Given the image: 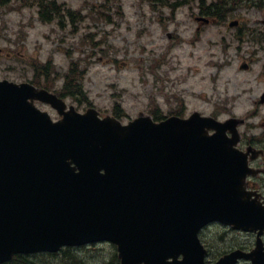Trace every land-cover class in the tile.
<instances>
[{"label": "water", "instance_id": "water-1", "mask_svg": "<svg viewBox=\"0 0 264 264\" xmlns=\"http://www.w3.org/2000/svg\"><path fill=\"white\" fill-rule=\"evenodd\" d=\"M65 107L44 88L0 80V263L107 240L119 264H203L204 224L254 228L247 164L214 117L139 113L122 123L94 107ZM259 254L215 264L239 256L264 264Z\"/></svg>", "mask_w": 264, "mask_h": 264}, {"label": "rangeland", "instance_id": "rangeland-1", "mask_svg": "<svg viewBox=\"0 0 264 264\" xmlns=\"http://www.w3.org/2000/svg\"><path fill=\"white\" fill-rule=\"evenodd\" d=\"M57 1L66 8L80 10L83 18L77 22V30L73 31L69 24L62 29L56 21L37 19V8L31 6L34 0H9L0 6V79L31 82L36 73L34 61L42 64L51 60L55 67L53 89L61 90L68 68L76 62L78 70H83L78 80L83 84V95L79 96L82 99L79 102L69 97L65 101L80 111L85 105L94 106L101 114H111L117 101L122 122L140 111L148 113L149 102H157V110L164 116L178 105H183L184 115L193 110L217 115L219 101L224 100L233 107L228 112L239 116L248 111L255 94L264 89V79L257 76L264 63L262 48L253 55L259 60L249 70L239 68L243 53L240 61L231 59L219 73V59L224 58L220 24L201 23L197 31V12L194 15L187 7L176 9L171 17L167 10H152L148 0H108L102 9L109 18L100 21L93 20L89 11L91 4L104 5L105 0ZM240 8L241 22H264V8L247 9L245 4ZM231 18L234 17L226 21ZM87 35H92L99 45L92 47L84 40ZM241 47L244 51L254 46L244 40ZM37 79L44 84L41 75ZM37 105L52 118L57 117L47 104ZM211 229L213 236L220 233V228ZM215 239L211 243L220 251ZM113 253L110 244L101 243L88 250L83 248L64 263L41 253L30 258L37 264H107Z\"/></svg>", "mask_w": 264, "mask_h": 264}, {"label": "flooded vegetation", "instance_id": "flooded-vegetation-1", "mask_svg": "<svg viewBox=\"0 0 264 264\" xmlns=\"http://www.w3.org/2000/svg\"><path fill=\"white\" fill-rule=\"evenodd\" d=\"M199 30V26L196 29ZM220 35L223 37L221 40V51L224 55L223 59H219L218 67L219 73L221 68L231 63V59L242 57L239 68L250 69L251 64L255 63L259 48L264 51V22H257L248 24L247 22H229L220 21ZM254 46L252 49L242 50L241 44L243 41ZM221 77V75L219 74ZM257 76L264 79V63L261 62L260 69ZM245 79V78H244ZM235 98V97H233ZM232 98V99H233ZM220 109V129L224 131L226 140H233V147L236 148L235 152L240 154L243 161H246L248 171L244 178L245 185V198L252 202L256 207V218L260 222L264 221V89L258 94L250 103L248 111L242 115L236 116L234 113L228 112L232 109L230 102L228 105L225 101H219ZM221 105V107H220ZM226 114L221 117V114ZM217 224L220 227L219 238L220 252L211 253L214 246L213 231L211 225ZM200 238L208 251L206 264H213V262L220 256L235 250L243 252H252L254 250L264 253V225H257L256 229L245 231L242 229L234 228L226 224L211 223L206 225L200 230ZM209 252L211 255H209ZM228 264H251L249 260L244 258L237 259L235 262Z\"/></svg>", "mask_w": 264, "mask_h": 264}, {"label": "trees", "instance_id": "trees-1", "mask_svg": "<svg viewBox=\"0 0 264 264\" xmlns=\"http://www.w3.org/2000/svg\"><path fill=\"white\" fill-rule=\"evenodd\" d=\"M26 0H21L24 2ZM149 6L152 10L161 13L162 9L167 10L168 15L173 17L175 10L183 7H188L191 12L198 11L199 14L205 15L209 18L216 20H225L228 16H240L238 10L240 6L245 4L246 8L252 7L256 10L264 8V0H148ZM6 1L0 0V5H3ZM35 3H32L33 6L37 8V18L43 22H53L56 21L57 26L60 28H66L69 24L72 26V30H77V22H80L83 18L80 15V10H73L66 8L63 2L58 3L57 0H34ZM108 0L104 1V5H95L91 4V10L89 11L93 15V20H103L108 19L109 14L107 11L103 10L102 7H105ZM120 4H118V7ZM95 7H99L95 9ZM92 47L99 45V41H94L92 35H87L84 39ZM34 67L36 73H34V78H38V75L43 77L44 84L39 83V80H35L37 85H43L46 88L52 89L54 86L55 76V67L52 65L51 60H47L44 63L40 64L34 61ZM77 68V70H76ZM76 62L68 68L69 72H66L64 82L62 83L61 90H57V93L61 97H71L72 99H82L79 96L83 95V84L81 80L83 70H78ZM76 71H78L76 73ZM53 77H52V76ZM50 77L51 80H50ZM85 100H88L85 98ZM180 111V110H179ZM113 114L117 117L122 116L121 107L116 105L113 108ZM152 114L155 119L161 117L157 109L152 111ZM220 243V242H219ZM69 256V255H68ZM7 264H35L32 260L25 255H16L14 256ZM107 264H118L116 259L115 252L113 256L110 257Z\"/></svg>", "mask_w": 264, "mask_h": 264}]
</instances>
